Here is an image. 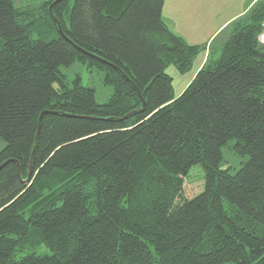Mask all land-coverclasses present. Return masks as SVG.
Wrapping results in <instances>:
<instances>
[{
	"label": "trees",
	"instance_id": "16d2710c",
	"mask_svg": "<svg viewBox=\"0 0 264 264\" xmlns=\"http://www.w3.org/2000/svg\"><path fill=\"white\" fill-rule=\"evenodd\" d=\"M55 1L0 0V264H264V1L177 96L164 0Z\"/></svg>",
	"mask_w": 264,
	"mask_h": 264
},
{
	"label": "crops",
	"instance_id": "0c3cea01",
	"mask_svg": "<svg viewBox=\"0 0 264 264\" xmlns=\"http://www.w3.org/2000/svg\"><path fill=\"white\" fill-rule=\"evenodd\" d=\"M258 1L264 0H164L162 20L172 33L189 45L196 46L198 41L194 38L206 31L210 36L204 40L205 46L218 33L217 37L225 33V43L231 35L230 26L244 17Z\"/></svg>",
	"mask_w": 264,
	"mask_h": 264
},
{
	"label": "rangeland",
	"instance_id": "374dc122",
	"mask_svg": "<svg viewBox=\"0 0 264 264\" xmlns=\"http://www.w3.org/2000/svg\"><path fill=\"white\" fill-rule=\"evenodd\" d=\"M40 1L42 0H23V2L32 6L38 4V2L40 3ZM15 4L19 5V3L17 2ZM229 29H232V25ZM229 29H227V31H229ZM217 35L213 37V39L208 43L207 46H205L204 40L207 39L208 36H210L208 34V31L194 38V40L198 41L196 45V47L198 48V53L193 57L189 70L184 73H180L173 67L168 69L167 72L172 76L174 80L173 86L175 96L179 95L184 86H186L190 82L193 74L197 71L200 63L202 62L205 53L208 55L209 62L219 57L221 48L223 46L222 43H224L223 37L225 36V33L218 37ZM216 37L217 39L214 40ZM206 58L204 59V62L206 61ZM60 70L66 77L69 84H71L75 77H79L82 86L93 88L96 95V101L100 104L106 102L113 93V88L104 84V75L102 73L95 70H88L81 63L75 62L69 68L61 67ZM234 142L235 141L232 139L229 144H234ZM4 146V142L0 140V151L4 148ZM221 151L223 156L222 164L227 167L229 165L234 167L232 172L235 169L239 168L241 164L247 160V157H241L236 155L235 153L230 152L227 147H222ZM200 172V168L196 167L191 170L190 175L184 180L183 195L186 199H191L202 192L203 181L201 179Z\"/></svg>",
	"mask_w": 264,
	"mask_h": 264
},
{
	"label": "built area",
	"instance_id": "2783aa9c",
	"mask_svg": "<svg viewBox=\"0 0 264 264\" xmlns=\"http://www.w3.org/2000/svg\"><path fill=\"white\" fill-rule=\"evenodd\" d=\"M257 40H258V43L264 45V21L262 23V32L258 36Z\"/></svg>",
	"mask_w": 264,
	"mask_h": 264
},
{
	"label": "water",
	"instance_id": "95a60500",
	"mask_svg": "<svg viewBox=\"0 0 264 264\" xmlns=\"http://www.w3.org/2000/svg\"><path fill=\"white\" fill-rule=\"evenodd\" d=\"M58 1H60V0H57V1H55V3L56 2H58ZM59 32L61 33V30H60V28H59ZM38 129H39V125H38ZM37 133H38V131H37ZM37 133H36V137H35V141L37 140ZM35 144H36V142H35ZM35 144H34V147H35ZM33 152H34V149H33V151H32V155H33ZM32 155H31V157H32ZM1 168V167H0ZM30 171H29V176H30ZM29 178V177H28ZM28 182V179L25 181V183H27Z\"/></svg>",
	"mask_w": 264,
	"mask_h": 264
}]
</instances>
